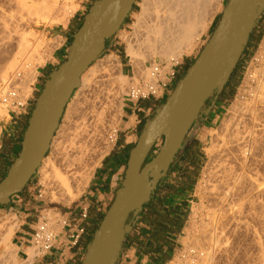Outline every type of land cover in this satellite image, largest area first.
<instances>
[{
    "label": "rangeland",
    "instance_id": "obj_1",
    "mask_svg": "<svg viewBox=\"0 0 264 264\" xmlns=\"http://www.w3.org/2000/svg\"><path fill=\"white\" fill-rule=\"evenodd\" d=\"M56 1H57V4L59 6H61L64 3V0H56ZM227 1L228 0H221L219 8H218L217 12L215 13V15L218 13V16H217L212 28H210L208 31H207V29H208L207 28L203 32L200 40L195 43L191 52L183 55L182 58L179 60L180 65L177 68V72H176L174 79H176L177 73L179 71H181L182 69H183L184 73L181 76L183 77V75L187 71L188 67L195 61V59L201 53L203 47L205 46L209 37L211 36V34H212V32H213V30H214V28H215V26L219 20V16L221 15V12H222L224 6L226 5ZM73 2L78 7L64 25H46V24H43L41 22L30 21L28 19V16H26V14H24L25 11L22 12L19 10V8L16 5L14 0H0V14H1L0 18L2 19V20L0 19L1 20L0 22H2L0 24V27H1L2 31H3V28H4V30H6V31H3L6 37L2 36L4 34L0 30V32L2 33V34L0 33L2 36V38L0 36V45L2 44L0 47V54H2V53L3 54L4 53L9 54L11 52H15V47H16L15 46V42H16L15 40L17 39L16 36L21 35V36L25 37V43H27V48L25 49V54L27 56H30V54H33L32 57L40 56V55L45 56V60H44L43 64L41 66H38L37 79H36V82L32 86L31 93L29 94L28 108L31 109L30 114H29V118H30L31 112L34 108L35 101H36L37 97L40 95V93L43 89V85L46 82L45 80H48L49 75L53 71H55L61 65V63L64 62L66 59V58L62 59V61L58 62V64H56L54 66L51 65V61H53V58H54V52H56L59 48L64 47L63 45L67 44V43L64 44V42H63V44H61L62 41H60V44L58 45V42H59L58 39L60 37H62L63 33H69V31H70L69 27H68L69 21L71 23V21H76L77 18H80L81 19L80 21H82L84 19V16L87 14L89 8L92 6L94 1H91V0H73ZM140 3H141V0H135V3L132 7L131 12L129 13L128 17L125 19V22L122 23V25L120 26V28L118 29L116 34L111 37V39L108 42L106 49L101 53V55L98 57V59L81 76L82 79L89 78L87 74H88V70L91 67L96 66L97 63L100 62L99 60L103 61V60H107V59L111 58V60H116L120 63V74H121V76H123L124 81H125L123 83L124 85L122 84V87H121L122 90L115 88V85L112 87L113 93L115 94L117 92L118 94L114 95L111 92L113 95L111 94L110 98H108L109 102H107L105 105H103L104 107H101L102 109L104 108L105 111H103L101 108L97 110V112H99V113L101 112L103 116H101L102 119L100 118V120H102V122L100 121L99 123H101V124H96V126L94 127V129H96V127H97V129L94 131V134H93V136L95 135V137L92 139L85 137V138H87V140L89 139L88 142L85 141L86 140L85 138H82L83 141L80 137H78L79 139L78 138L75 139L76 147L79 146L81 149H85L84 150L85 152H83L84 153L83 155L79 154V157L82 156L79 163L77 164V166L74 165V167H73V168H75L74 169L75 173L79 176L82 174H83L82 176H88L87 174L89 172L90 173L92 172L91 176H90L89 180H87L85 187L83 186V191L81 192V194L72 200H68V198L64 197L65 196L64 194H63V196H60L58 193H54V191H52V189L49 187V185L46 184L47 181H45V179H44L45 176L43 173V171L45 169L42 167V163H41V166L37 169L36 174L30 179L27 186L23 189L21 196L19 197L22 199V201L30 202L31 204H33L35 206V208L37 209L36 215H38V212H39V209L41 208V206H46V207L52 208L55 212L62 213V211L64 209H66V207H69V206L73 205L75 202H77L80 199V197L82 196V194L86 191L88 183L93 176L94 170L99 165L101 159L110 151V149L112 148V146L115 143V137H114V141L112 143H109V140L111 138L110 137L111 133H114V135H115V131L116 130L118 131L120 117L122 116L124 106L127 103V101L125 99V91L131 82V78H132L133 74L135 77L138 76L137 73H139V70L137 71V69L139 68V65L142 63L140 60H137V61H139L138 62L139 64L136 61L133 62L131 59H128V56L125 53L126 47H127V45H126L127 39L125 37H131V36H133V33L135 32V30H133L134 29V18L140 11V7H139ZM17 11H18V13H17ZM19 12H22V13H19ZM17 14L19 16H20V14L24 15V16L22 15L23 20L21 22H18L19 24L14 23L11 20V19H14L13 16H18ZM214 16H213V18H214ZM3 19H4V21L8 19L7 21H9V23H10V21H12L14 24L10 23V25H9V23L8 24L6 23L7 21L5 22L6 24H3L4 23ZM211 22H210V24H211ZM16 24H18L17 25L18 28H17ZM210 24H209V26H210ZM4 25H7L6 28L9 25L10 29L9 28L6 29L5 27H3ZM14 25L17 28V30L13 29V28H15V27H13ZM8 31H9V33H8ZM10 31H13L12 34ZM77 32H78V28L76 30V34H77ZM9 34L11 36H13L12 37L13 40L11 39V36H9ZM7 38H9V39H7ZM56 38H57V40H56ZM62 38H60V39L62 40ZM73 39L74 38H71V41ZM1 40L2 41L5 40L4 43ZM9 41H10V44H9ZM53 42H55L56 44ZM73 42H74V40H73ZM73 42H72V44H73ZM46 43L47 44L52 43L51 45L53 47H51V49H50L51 51L47 50ZM6 44H8V45H6ZM53 44L56 46H54ZM72 44H71V46H72ZM4 45L6 46V48H4ZM71 46L70 47L68 46V51L71 48ZM3 48H4V50H3ZM28 51H29V54H28ZM43 52H46L47 54L44 55ZM22 59L23 58L21 56V59H18V61L20 62V60L22 61ZM157 61H159V59H157L156 62ZM135 62L137 65H134ZM151 63L152 62H147L144 64V66H146L148 68ZM141 66H142V64H141ZM259 71H262V73L264 72V14L257 20L255 27H254V30L252 32V36L250 38V41L248 42V44L244 48L242 54L240 55V61H239L237 73L234 76V79L231 83V86L227 89L226 97L223 99H219V100H216L215 98H211L209 100L208 104L202 109L201 114L199 115L198 119L195 122L196 127L192 130V134L190 137L191 138L192 137L197 138V141L195 142V146H194V148H195L194 151H196L197 155H196L195 159H193V162L191 164L189 163L190 165L188 164L186 166V167H189L191 169H187V175L188 176L185 177L186 183L184 184V190H188L189 193L184 198L185 199L184 200L185 206L181 209L180 229H179L178 236H176L174 238V240L167 239L166 242L163 243V246H166V248L169 249V254L166 255L165 257H161V260H162L161 264H260L261 261H263L262 263L264 264V253H263L264 252V180H263L264 179V169H262V167L264 168V158H263L264 155H263V153L259 155V153L254 154L253 152H251V154L246 155V161H245L246 163L243 164L244 166L242 167L240 172L237 171L240 174L243 172V176L245 175L244 177H246V179L252 178L251 180H253L255 182L258 180V182H256V183L254 182L255 188L254 187L252 188L253 190L254 189L255 190L254 191L248 190L251 194L246 192V194H244V196L246 195L245 197L242 195L239 199H237V200L241 199L240 200L241 203H240V201H237V200H235L236 203L234 200L231 202H227V203L226 202L223 203V201H221L222 196H220L221 195L220 190H222V189L219 188V183H220L219 182L220 180L218 178L219 175H216V174H218V166L217 165H219L221 163V161H224V163H226V159H228L230 156L233 155V158L232 157L229 158L231 163H232V164L231 163L230 164L233 167L237 168L238 164L240 163L239 160H237V159H239V157H238L239 154L236 151L237 150L236 147L234 148L233 145H230L229 148L232 147V148H230V150L232 149L231 150L232 152L235 149L233 152L234 154L228 148V149H225V151L226 150L227 151L223 154H226V155L222 156V157H224V158H222V157H219L217 155V149H218L217 147L219 146L217 144H220L219 142H220L221 138L223 137L222 135L224 132L222 131V129L223 128L225 129L226 122H227L226 126L230 123V122H228L230 119L228 118L229 116H227V115L231 116L234 113V111H235L234 114L237 113L236 115H238V112L240 113L241 112L240 110L244 109L245 106H253L254 105V107L256 109H260L259 107L262 106V103H252V101H251V100H253L251 98H254L258 94V92L260 91L259 90V88H260L259 84L260 83H259L258 77L260 78L259 75L262 73ZM250 76H252V78ZM179 80H181V79H179ZM1 83L2 82L0 81V84ZM1 85H0V87H1ZM79 88H80V86L72 94V97L70 98V100H69V102H68V104L64 110V113H65V111H66V109L70 103H72L74 105L73 106L74 108H72L69 111L70 114H68L66 116V117H68V119L65 118L66 120L63 119L64 115H65L63 113V116H62L61 121L59 123V127L56 130V132L54 133V136L50 142V146H51V143L53 141L52 148L49 146V150L45 156V158L46 157L49 158L50 162H51V160L53 162L55 161L57 163L56 164L54 162L55 167H57V168L59 167L58 168L59 170L60 169L62 170L65 166L62 165L63 162H62V164L60 163L61 158L59 159V158H57L58 156L56 157L57 153H55L56 152L55 150H56L57 144L59 142H62L61 140H63L65 138V136L67 138L66 133L69 132V130L74 126V123L76 125V124H78L77 122H80V116H81V113L83 110V108L80 107L81 105H79V104H81L82 98H83V96H81V95L87 94V93H85L84 90L82 91V89H81V91H79ZM121 91H122V93H121ZM258 95H260V94H258ZM262 96H263V94H262ZM167 98L168 97H166L164 99L163 103H165ZM119 100H121V101H119ZM120 102L122 104L121 116L118 117V114H117L118 111L117 110H118V106H119ZM148 102L149 103H155L151 100ZM245 102L247 105H245ZM156 103H159V102H156ZM74 109H75V111H74ZM232 109H233V112H232ZM76 110H78V112ZM4 112H5V114H4ZM231 112H232V114H231ZM257 113H258V111H257ZM154 114L155 113L150 112V115L148 116V121L151 120V118L154 116ZM234 114H233V116H234ZM29 118H28V120H29ZM9 119L10 118H9V115L7 114V109L5 108V106L0 105V155L2 153V150L4 149V147L2 146L3 133L5 131L4 125L5 124L9 125ZM224 120H228V121H224ZM27 123H28V121H27ZM246 123H248V121ZM248 126L250 127L249 123H248V125H246V127L249 128ZM10 127H12V126H10ZM143 129H144V127L142 129H140V128L137 129L138 136ZM61 132H62V134H61ZM221 132H222V135H221ZM119 135L120 134L118 131L117 132V138H119ZM83 136H81V137H83ZM138 136H137V138H138ZM217 136H218V139L216 138ZM21 138H23V137H21ZM136 141H137V139L134 140V143ZM161 142H162V139H160L156 143V145L154 146V148L152 149V151L150 152L148 157H154L155 153L158 151L159 147L161 146ZM53 146H56V147H53ZM228 150L231 152L230 154H232V155L229 154ZM17 152L18 151H16V153ZM16 153H14V155H13L14 157H12V158L10 157V159H9L10 161H12L13 158L16 157ZM235 153H237V154H235ZM227 154L229 157H227ZM251 155H253V156H251ZM234 157H238V158H234ZM220 158H222V160ZM235 159L238 162L235 161ZM230 161L227 160L228 165H229ZM11 163L8 164V167ZM58 163L61 164L62 166L59 165ZM8 167H7V169H5V172H7ZM79 168H80V170H79ZM2 170H3V168L0 167V171H2ZM74 170H72V171H74ZM246 170H248V171H246ZM72 171H71V173H73ZM215 171H217V172H215ZM46 172L49 173L48 170ZM257 172H259V173H257ZM85 173H87V174H85ZM246 175H248V176L251 175L252 177L251 176L248 177ZM256 175L259 177H257ZM261 177H262V179H261ZM255 178H256V180H255ZM259 181H260V184H259ZM257 183H258V185H256ZM213 184H214V186H213ZM261 184H262V186H260ZM41 185L44 187L45 192H46V198H45L44 202H42V203L39 202V199H37V200L33 199V197H36L38 189H41ZM45 185H47V186H45ZM258 187H259V189H256ZM48 188H50V190ZM218 190H219V192H218ZM212 191H213V193H211ZM247 195H249V196H247ZM249 198H250V200H249ZM252 198L254 199V201ZM208 199H210V200H208ZM250 201H252L253 204ZM238 202L243 205V206L240 205L243 208V210L239 206ZM232 204H237V205H232ZM248 205H249V207H248ZM217 206H219V207H217ZM221 207H222V209H221ZM228 207H229V209H228ZM238 208L239 209L241 208V211H238L237 210ZM144 209L145 210H143V212L146 214L144 216L145 219L143 218L144 220L143 219L141 220L142 225H144V226L139 225L138 227H139V229L140 228L144 229V227L149 228V229H146L143 232L140 231L141 234L138 233L139 229L135 230L134 234H132V236H130L131 241L127 243V245L124 249L125 253L130 251L131 248H134L137 250L138 249H145L147 247L149 241H152L153 243H155L154 237L156 234H154L152 232L153 231L152 230L153 229V223L152 222H154V220L157 219L156 210H159L161 213V211L164 210V208H163V206H161L160 204L157 203L156 197L154 195L151 198V201L148 204V206H145ZM213 210H215V211H213ZM234 210L235 211L237 210V212H240V214L236 213ZM211 213H213L214 215ZM235 213H236V215H235ZM221 214H224V215H221ZM237 215H239L241 218ZM3 217L4 218L5 217H14L17 220L19 226H20L22 221L25 222V220H23L24 215H21V217H19V215L17 214V209L15 208L14 204H11V205L8 204L6 206H0V219H3ZM237 225H238V227L239 226L240 227L238 228ZM215 229H217V231ZM205 236H206V238H205ZM202 238H204V239H202ZM200 239H201V241L203 240L202 241L203 243H201ZM205 240H207V241H205ZM208 241H211V242L209 243ZM11 242H12V240H11ZM207 243H209V244H207ZM214 243H215V245H214ZM219 243H220V245H219ZM208 245H209V247H208ZM203 249H205V250H203ZM190 251H194V253L192 254ZM30 255H33V253H31ZM205 256H207V258ZM132 259H128V260H132ZM121 261H122V259H121ZM11 262H12L11 264H14L13 263L14 261H11ZM17 262H18L17 264H23V263L19 262L18 260H17ZM0 264H1V262H0ZM121 264H122V262H121Z\"/></svg>",
    "mask_w": 264,
    "mask_h": 264
},
{
    "label": "water",
    "instance_id": "obj_2",
    "mask_svg": "<svg viewBox=\"0 0 264 264\" xmlns=\"http://www.w3.org/2000/svg\"><path fill=\"white\" fill-rule=\"evenodd\" d=\"M134 3L135 0H98L89 8L67 58L49 75L35 101L21 152L0 181V206L8 205L36 174L82 73L103 52L105 41L116 34ZM263 7L264 0L227 1L201 53L139 134L128 156L122 187L104 214L81 264L115 263L128 217L149 202L205 102L240 54ZM160 139L161 146L146 163Z\"/></svg>",
    "mask_w": 264,
    "mask_h": 264
},
{
    "label": "bare ground",
    "instance_id": "obj_3",
    "mask_svg": "<svg viewBox=\"0 0 264 264\" xmlns=\"http://www.w3.org/2000/svg\"><path fill=\"white\" fill-rule=\"evenodd\" d=\"M14 1H15L16 5L18 6L20 11H22V12L25 11L24 14H26V16H28V19L30 21L41 22V23L46 24V25H64L78 7L73 2V0H64V3L61 6H59L57 4L56 0H14ZM220 3H221V0H141V3L139 4L140 11L134 18V29L133 30H135V32L133 33V36L125 37L127 39V44H126L127 47H126L125 53L128 56V59H131L133 62L136 61L138 63L139 61H137V60H140L142 62L141 63L142 66L140 64L139 68L137 69V71L139 70V73H137L138 76L135 77L133 74V76L131 78V82L125 91V96L127 94V90L131 86L137 84L140 81V79L145 80V81L150 80V71L153 68H155L154 66L157 64V62L164 61V62H166L167 67H169V63H172L171 61H173V63L175 64L176 62H178L182 58L183 55L191 52L195 43L200 40L203 32L208 28L210 22L213 19V16L215 15V13L217 12V10L219 8ZM22 12H19V13H22ZM17 13H18V11H17ZM22 15L20 14V16L19 15L13 16L14 19H11V20L14 23L21 22L23 20V16H24V15L23 16ZM7 20L4 21V19H3V22H4L3 24H6V23L8 24L9 21H7ZM12 21H10V23L14 24ZM1 23L2 22H0V24ZM10 23H9V25H10ZM18 24H16V26ZM9 25L7 28H6L7 25H4L3 27L8 29ZM13 27H15V25ZM17 28H18V26H17ZM17 28L15 27L13 29L17 30ZM0 30H1V27H0ZM3 31H6V30H4V28H3ZM3 31L1 30V32L4 34ZM13 31H10L11 34ZM8 33H9V31H8ZM1 34H0V36H1ZM2 36L6 37L5 34ZM2 36H1V38H2ZM9 36H11V35L9 34ZM18 36H16L17 39L15 38L16 39L15 40L16 41L15 42V46H16L15 52H11L9 54H5V53L3 54L1 52L3 55L0 54L1 55L0 56L1 57L0 58V81L2 82L1 84H6L9 80V78H12V81H14V79L15 80L17 79L15 84H17L20 87V89L23 90V94L25 96H28L32 91L33 84L36 82L38 66H41L43 64V62L45 60V56L40 55V56L32 57L33 54H30V56H27L25 54V49L27 48V43H25V37L21 36V35L19 37ZM12 37L13 36H11V39H12ZM57 38H56V40H57ZM7 39H9V38H7ZM4 41H2V42L4 43ZM10 41H9V44H10ZM58 41H59L58 42V45H59L60 41H62V40L59 38ZM53 43H55V42H53ZM51 44L46 43L47 50H50L51 47H53ZM1 45H0V47H1ZM6 45H8V44H6ZM54 46H56V45H54ZM4 48H6L5 45H4ZM4 48H3V50H4ZM46 52H43L44 55L47 54ZM28 54H29V51H28ZM21 56L23 59H22V61L20 60V62H19L18 59H21ZM157 59H159V61L156 62ZM99 61L100 62H98L96 66H93L88 70L87 75L89 78L86 77L87 79H82L80 77L79 91H81V89H82V91L84 90L85 93H87V94L81 95V96H83L82 102H81V104L78 103L79 105H81L80 107L83 108L81 116H80V122H77L78 124H76V125L74 123V126L69 130V132L66 131L68 139L65 136V138L63 140H61L62 142H59L57 144V147L53 146V147H56V150L53 148L56 151L55 153H57L56 157L58 156L57 158H59V159L61 158L60 163L62 164V162H63L62 165H64L65 167L62 170L61 169L59 170L58 169L59 167L58 168L55 167L56 162L54 161L55 162L54 163L51 160V162H52L51 163L49 161L48 157L44 158L42 161V167L45 169L43 171V173L45 176L44 179H45V181H47L46 184L49 185V187L52 189V191H54V193H58L60 196H63V194H64L65 195L64 197L68 198V200H72L81 194V192L83 191V186L85 187V184H86L87 180H89L91 173H92V172L91 173L87 172L88 174L85 173L88 176H82L83 174L79 176L75 173V170H74L75 168H73V167H74V165L77 166V164L79 163V161L82 157V156L79 157V154L83 155L84 154L83 152H85L84 151L85 149H81L79 146L76 147L75 139H77L78 137H80L81 139L85 138V137L92 139L95 137V135L93 136V134H94V131L97 129V127H96V129H94V127L96 126V124H101L99 122L100 121L102 122V120H100V118H101V116H103L102 113L97 112V110L100 109L101 107H104L103 105H105L107 102H109L108 98H110L111 94L113 93L112 87L115 85V88L122 90L121 89L122 84L125 82L123 76H121V74H120V63L118 61L111 60V58H109L107 60H103V61L99 60ZM136 62L134 65H137ZM147 62H152L148 68L146 66H144V64ZM20 71L22 73V76L20 78H15V76H16L15 74L20 72ZM259 72L262 73V71H259ZM263 73L259 75L260 78L258 77V80L260 83V84L258 83L260 85V88H259L260 91L258 90L259 91L258 94H260V95L257 94L255 97L253 96L254 98H251V99H253V100H251L252 103H262L261 107L258 106L260 109H256L254 107V105L253 106H245V108L243 107L244 109L241 108L242 110H240L241 111L240 113L238 112V115H236L237 113L234 114L235 113V111H234V113H233L234 116L232 114V112H233V109H232V112H231L232 115L231 116L227 115V116H229L228 118L230 120L229 121L224 120V121H228L230 123L226 126V124H227V122H226L225 129L224 128H223L224 130L222 129V131L224 133L222 135V132H221V135L223 137L221 138V140L219 139L220 144H217V145H219L217 147L218 148L217 149V155L219 157L225 156L226 154H223L227 151V150L225 151V149H228L230 145H233L234 148L236 147V149H237L236 151L239 154V156H238L239 159H237V160H239L240 163L238 164L237 168H235L231 165L232 163H231L229 158L230 157L233 158V155L230 154L232 152L231 151L232 149L230 150V148H232V147H230L229 150L231 152L229 150L228 151H229V154L232 156L229 157L227 154V157H229V158L226 159V163H227V160L230 161L229 162L230 166L228 165V163L227 164L224 163V161H221V163L219 165H217L218 166V174H216V175H219V177H218L220 180L219 181L220 182L219 188L222 189V190H220V192H221L220 196H222L221 201H223V203L224 202H226V203L231 202L233 200L235 201V200L239 199L242 195L244 196V194H246V192L250 193L248 190H253L252 188L253 187L255 188V183L258 182V180L256 182L251 180L252 178L246 179V177H244L245 175L243 176V172L240 174L237 171H239V172L241 171L242 167L244 166L243 164L246 163L245 162L246 161V155L251 154V152H253L254 154L259 153V155L263 153V155H264V149H263L264 148V146H263L264 145V74ZM250 77L252 78V76H250ZM121 93H122V91H121ZM117 94L118 93L116 92L114 95H117ZM262 94H263V96H262ZM119 101H121V100H119ZM245 105H247L246 102H245ZM73 106L74 105L72 103H70L68 105V107L64 113L65 115H64L63 119H65V118L68 119V117H66V116L68 114H70L69 111L72 108H74ZM121 107H122V104L120 102L119 106H118V110H117L118 111V113H117L118 117L121 116ZM75 109H74V111H75ZM102 110L105 111L104 108ZM76 111L78 112V110H76ZM257 111H258V113H257ZM4 114H5V112H4ZM247 121L250 124V127L248 126L249 128L246 127V125H248V123H246ZM131 123H132V120H131ZM61 134H62V132H61ZM81 136H83V137H81ZM110 137L111 138L109 140V143H112L114 141V137H115L114 133H111ZM87 138H85L86 140L85 139L84 140L88 142L89 139L87 140ZM216 138L218 139V136ZM82 141H83V139H82ZM52 145H53V141H52L51 146H50L51 148H52ZM234 150H233V152H234ZM235 154H237V153H235ZM251 156H253V155H251ZM238 157H234V158H238ZM222 158H224V157H222ZM222 158H220V159L222 160ZM237 160L235 159V161H237ZM61 164H59V165H61ZM262 169H264V168L262 167ZM47 170L49 171V173L46 172ZM72 170H74V171H72ZM79 170H80V168H79ZM71 171L73 173H71ZM246 171H248V170H246ZM215 172H217V171H215ZM257 173H259V172H257ZM246 176H248V175H246ZM250 176H248V177H250ZM257 177H259V176H257ZM261 179H262V177H261ZM255 180H256V178H255ZM259 184H260V181H259ZM47 185H45V186H47ZM256 185H258V183ZM213 186H214V184H213ZM260 186H262V184ZM259 187L256 189H259ZM50 188H48V189L50 190ZM218 192H219V190H218ZM211 193H213V191ZM249 195H247V196H249ZM208 200H210V199H208ZM240 200H237V201H240ZM249 200H250V198H249ZM253 201H254V199H253ZM250 202H252V201H250ZM235 203H236V201H235ZM240 203H241V201H240ZM240 203H239V206L240 205L243 206ZM252 204H253V202H252ZM232 205H237V204H232ZM217 207H219V206H217ZM248 207H249V205H248ZM241 208L240 209L238 208L237 210L241 211ZM221 209H222V207H221ZM228 209H229V207H228ZM237 210L236 211L234 210V211L236 213L240 214V212H237ZM242 210H243V208H242ZM213 211H215V210H213ZM236 213H235V215H236ZM211 214H213V213H211ZM221 215H224V214H221ZM237 216H239V215H237ZM18 227H19L18 222L14 217H5V218L3 217V219H0V253H1L0 254L1 255L0 256V262H1V264H9V263L11 264L12 263L11 261H14L13 262L14 264L18 263L17 259H16L17 249L11 242V240L14 237L15 232L17 231ZM237 227H238V225H237ZM215 230L217 231V229H215ZM206 236H205V238H206ZM202 239H204V238H202ZM207 240H205V241H207ZM200 241H201V239H200ZM202 241H201V243H203ZM208 242L210 243L211 241H208ZM209 243H207V244H209ZM214 245H215V243H214ZM219 245H220V243H219ZM208 247H209V245H208ZM203 250H205V249H203ZM205 257L207 258V256H205ZM262 262L263 261H261L260 264H263Z\"/></svg>",
    "mask_w": 264,
    "mask_h": 264
},
{
    "label": "crops",
    "instance_id": "obj_4",
    "mask_svg": "<svg viewBox=\"0 0 264 264\" xmlns=\"http://www.w3.org/2000/svg\"><path fill=\"white\" fill-rule=\"evenodd\" d=\"M217 16L218 13L214 16L207 31L212 28ZM80 20V18H77L76 21H71V23L69 21V33H63V38L60 37L62 38L61 44H63V42L64 44H67L54 52V58L53 61H51L52 66L58 64V62L67 57L69 52L68 46L70 47L74 40L71 41V38L75 37L76 30L81 22ZM183 73V69L177 73L176 79L173 80L170 86L171 93L176 88ZM163 102L164 100L155 104L149 103L148 101H142L134 105L126 103L119 122V138H117L118 131L116 130L115 143L94 170L86 191L77 202L66 207V209L62 211L61 214L67 220V226L65 229L59 231L55 245L45 257L36 258L33 255H29L32 253V249L29 246V238L36 224L37 209L30 202L22 201V199L19 198L23 190L11 198L9 204H14L19 217L24 215L23 220H25V222H21L18 230L12 238V244L17 248L16 259L19 262L23 264H81L87 247L89 246L104 214L115 198L117 191L122 187L128 156L132 146L136 143H134V140H136L138 136L137 129H142L148 123L150 112L156 113V111H158L163 105ZM30 111L31 109L27 108V111L22 115H9V125H4L5 131L2 140V146L4 149L0 155V167L3 168V172L0 171V180L3 178L8 164L15 159L13 158L12 161L9 160L10 157H14V153L18 151L22 139V133L26 127ZM195 124L196 123H194L183 141L179 152L173 158L171 162L172 167L162 178L159 185V192L155 195L157 202L160 200L164 208L161 213L159 211V214H167L165 220L168 222H165L164 225L168 228L169 213L180 219L181 209L185 206L184 198L189 193L188 190H184V184L186 183L185 177L187 176V169H191L186 166L189 163L191 164L197 155L196 151H194L197 138L190 137L192 130L196 127ZM143 210H145L144 207L128 217L124 229L123 241L121 242L114 264H121V262L122 264H161V257H165L169 254V249L166 248V246H162L157 253H155L154 250L147 252L145 249L137 250L134 248H131L127 253L124 252L127 243L131 241L129 236L131 231L138 228L139 225L144 226L142 225L141 220L143 218L145 219L144 216L146 214ZM84 211L87 216L85 219H82L81 215ZM164 217L165 216L162 218ZM158 222L159 221H156V224H158ZM79 228H83L84 232L81 235L78 244L76 246H71L69 235ZM146 229L149 228H140V231L143 232ZM141 232L139 233L141 234ZM178 234L170 235L168 239L174 240Z\"/></svg>",
    "mask_w": 264,
    "mask_h": 264
},
{
    "label": "built area",
    "instance_id": "obj_5",
    "mask_svg": "<svg viewBox=\"0 0 264 264\" xmlns=\"http://www.w3.org/2000/svg\"><path fill=\"white\" fill-rule=\"evenodd\" d=\"M169 63L167 67L166 62H157L150 71V80L140 81L131 86L127 90L125 99L129 105H134L142 101L159 102L171 95L170 86L174 80L177 72V68L180 65V61L175 64L173 61ZM15 78L22 76L21 71L15 74ZM17 80V79H16ZM16 80L12 81L9 78L6 84H2L0 87V105L5 106L8 115L19 116L25 113L28 108L29 95L25 96L23 90L15 84ZM153 103V104H155ZM116 140V131H115ZM46 198V192L41 185V189H38L36 197L33 199H39V202H44ZM86 212H82L81 218H86ZM67 226V220L59 212H55L52 208L41 206L39 209L36 224L29 238V246L32 249L33 256L36 258L45 257L53 248L57 241L59 231L65 229ZM131 231L129 236L134 234L135 230ZM83 228H79L73 233H70L69 240L71 246H76L83 234ZM140 232V229H139ZM138 232V233H139ZM192 254L194 251H190Z\"/></svg>",
    "mask_w": 264,
    "mask_h": 264
},
{
    "label": "trees",
    "instance_id": "obj_6",
    "mask_svg": "<svg viewBox=\"0 0 264 264\" xmlns=\"http://www.w3.org/2000/svg\"><path fill=\"white\" fill-rule=\"evenodd\" d=\"M96 1H98V0H94V2H96ZM263 14H264V7H263L262 12L260 13V15L258 16V18L256 19V21H255V23H254L252 29L250 30V33H249V35H248V37H247V40H246V42H245V44H244V46H243V48H242L240 54H239V55H238V56H237V57L231 62L230 67L228 68V70H227L226 74L224 75L223 79L221 80V82L218 84V86H217L216 89L214 90V92H213L212 96L210 97V99H211V98H215L216 100H219V99H223V98L226 97L227 89L231 86V83H232V81H233V79H234V76H235V74L237 73V69H238L239 61H240V55L242 54V52H243L244 48L246 47V45L248 44V42L250 41V38H251V36H252V32H253V30H254V27H255V24H256L257 20H258ZM220 16H221V15H220ZM220 16H219V19H220ZM124 22H125V20H124ZM124 22H123V23H124ZM218 22H219V20H218ZM218 22H217V24H218ZM82 23H83V20L80 22L79 27H78V30H79V28L81 27ZM217 24H216V26H217ZM216 26H215V28H216ZM215 28H214V29H215ZM213 31H214V30H213ZM212 33H213V32H212ZM110 39H111V38H108V39L105 41V47H104V50L106 49V47H107L108 42H109ZM192 64H193V63H192ZM192 64H191V65H192ZM191 65L188 67L187 71L189 70V68L191 67ZM187 71L185 72V74L183 75V77L186 75ZM183 77H182V78H183ZM182 78H181V79H182ZM73 93H74V92H73ZM210 99H208V100L205 102L203 108L208 104V102H209ZM163 104H164V103H163ZM201 112H202V111H201ZM200 114H201V113H200ZM26 127H27V123H26ZM26 127H25V129H24V131H23V133H22V137H23V135H24V132H25V130H26ZM142 131H143V130H142ZM142 131H141V132H142ZM22 139H23V138H22ZM22 139H21L20 146H19V148H18V152L16 153V157H15V159L18 157L19 153L21 152V149H22ZM133 147H134V145L132 146V148H133ZM132 148H131V150H132ZM131 150H130V151H131ZM152 158H153V157H148V158L146 159V163L149 162ZM191 161H192V160H191ZM10 165H11V164H10ZM10 165H9V167H10ZM9 167H8V168H9ZM6 173H7V172H5L3 178L6 176ZM3 178H2L1 180H3ZM1 180H0V181H1ZM151 198H152V195H151ZM151 198H150V200H149L148 203H146V204L143 205V207L148 206V204H149L150 201H151ZM157 203L160 204V205L162 206L160 200H159ZM143 207H142V208H143ZM108 208H109V207H108ZM156 214H157L156 217H157L158 220L155 219L154 222H152V223H153V231H152V232H153L154 234H156L155 237H154V238H155V239H154V240H155V243H153L152 241H149L147 247L145 248V251H147V252H149L150 250H154L156 253L159 252L160 248L163 246V243H165L166 240L168 239V236H170V235H177L178 232H179V229H180V219H179V218H177V217H175V216H173L172 214L169 213V228H168L166 225H164L165 222H166V223L168 222V221L165 220L166 217H167V216H166L167 214H164V215L159 214V210H156ZM163 216H165V217L162 218ZM170 216H172V217H170ZM156 221H159L158 224H156Z\"/></svg>",
    "mask_w": 264,
    "mask_h": 264
},
{
    "label": "flooded vegetation",
    "instance_id": "obj_7",
    "mask_svg": "<svg viewBox=\"0 0 264 264\" xmlns=\"http://www.w3.org/2000/svg\"><path fill=\"white\" fill-rule=\"evenodd\" d=\"M171 167H172V164L170 163L169 170L171 169ZM187 176H188V175H187ZM161 180H162V179H161ZM161 180H160V182H161ZM160 182H159V184L157 185V187H156V189L154 190V192L152 193L153 196L156 195V194L159 192V185H160Z\"/></svg>",
    "mask_w": 264,
    "mask_h": 264
}]
</instances>
